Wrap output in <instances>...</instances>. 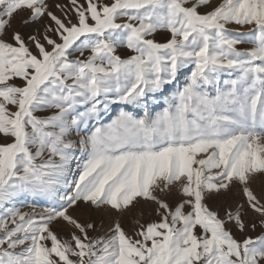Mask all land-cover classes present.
Masks as SVG:
<instances>
[{"label": "snow or ice", "instance_id": "obj_1", "mask_svg": "<svg viewBox=\"0 0 264 264\" xmlns=\"http://www.w3.org/2000/svg\"><path fill=\"white\" fill-rule=\"evenodd\" d=\"M0 264H264V0H0Z\"/></svg>", "mask_w": 264, "mask_h": 264}]
</instances>
